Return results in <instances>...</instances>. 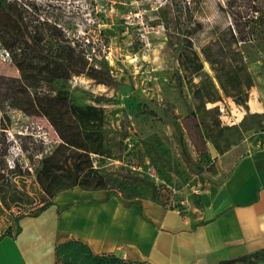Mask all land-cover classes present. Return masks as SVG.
<instances>
[{"label":"rangeland","instance_id":"rangeland-1","mask_svg":"<svg viewBox=\"0 0 264 264\" xmlns=\"http://www.w3.org/2000/svg\"><path fill=\"white\" fill-rule=\"evenodd\" d=\"M257 2L0 0V239L16 234L24 215L74 180L65 172L73 164L70 152L58 148L52 124L37 110L22 109L34 95L100 110L89 120L95 143H102L103 153L90 155L96 179L72 189L202 214L203 197L219 187L233 162L264 148V0ZM232 36L244 41L232 43ZM218 38L232 40L228 56L242 58L230 62L244 67L232 84H251L238 97L222 92L203 58L202 49ZM189 45L202 64L194 74L178 61L179 54L192 58ZM71 49L86 64L84 72L56 77L54 56ZM78 117L73 129L85 134L88 117ZM42 168L51 169V193L39 182ZM56 254V264H147L96 254L78 242ZM229 264H264V251Z\"/></svg>","mask_w":264,"mask_h":264},{"label":"crops","instance_id":"crops-1","mask_svg":"<svg viewBox=\"0 0 264 264\" xmlns=\"http://www.w3.org/2000/svg\"><path fill=\"white\" fill-rule=\"evenodd\" d=\"M209 193L190 217L118 193L61 191L0 239V264H56V251L73 242L147 264H220L264 251V148L237 158Z\"/></svg>","mask_w":264,"mask_h":264},{"label":"trees","instance_id":"trees-1","mask_svg":"<svg viewBox=\"0 0 264 264\" xmlns=\"http://www.w3.org/2000/svg\"><path fill=\"white\" fill-rule=\"evenodd\" d=\"M254 3H258V0H253ZM2 3H5V0H1ZM258 10H254V12H257ZM260 17L257 16L253 19L257 21ZM255 33V32H253ZM232 40L234 41H244L241 38H234L232 36ZM231 40V41H232ZM231 41L222 43L220 39L218 38L215 41L210 42L208 45H206L202 49L203 58L205 61L210 65L211 70L214 72L215 77L219 83V86L222 90V92L230 97H238L239 95H242L246 90H243V88L248 89L251 84L250 82H247L246 84H235L232 83L237 79L238 72L242 70L244 67H239L238 65L232 66L230 62H236V61H242V58L235 57V56H228L229 52L231 51L230 43ZM63 51V50H62ZM189 51L192 56V58L185 59L181 54H179V64L183 70L190 69V73L194 74L197 73V71L202 69V64L198 62V56L196 52L193 50L192 46L189 45ZM64 57H55L54 56V67L52 71H54V74L56 77L60 78H68L69 74L68 72L81 74L84 72L86 68L85 63L77 62V57L73 56V50L71 49V52L63 51ZM197 61L196 63H192V61ZM20 70L23 71L20 67ZM86 74L90 78H97V75L91 71H87ZM27 73L23 74L25 79H32L31 76H26ZM214 87V86H213ZM46 95V94H45ZM42 95L37 96L34 95L31 100L28 102L26 108L22 109H29V110H37L39 114L45 116L49 122L54 127L57 135L59 136L61 143L58 146V148H64L66 150H69L70 152V158L73 160V164L68 168H65L66 174L70 175V177H73V184L72 186L65 188V190L72 189V187H76L77 185H85L88 186L91 184V181H94L96 178L94 175H91L92 173H96V170L92 166L91 154H100L102 149V143H95L97 140H95V137L98 138L96 135L94 138L91 134L95 133L94 130H91V125H89V120L92 117H96L99 114V111L97 108L93 106H87L85 108H81L80 106H77L75 104H62L60 103V100H63V98H60L59 95H56L55 97L48 96V95ZM198 97L201 100L204 101H215L217 100L215 96H205V94H198ZM67 113L69 116H67ZM88 117L85 120V125L87 128H85V134H82L78 130H74L73 127L77 126L76 119H78L79 115ZM66 116L68 117L66 119ZM74 118V120L72 119ZM77 131V132H76ZM53 154L44 160L43 167L47 165V162L53 158ZM56 165H58V161L55 162ZM66 163V162H65ZM49 168V167H48ZM48 168H42L39 172V182L42 186V188L48 192L51 193L53 191V180H52V173L51 169ZM50 180V181H49ZM98 181V180H97ZM64 191V190H63ZM59 193V192H58ZM56 195V194H55ZM54 195V196H55ZM52 204V201L45 203L37 212L39 213L43 210H45L47 207H49ZM19 226L17 227V232L19 231ZM16 232V233H17ZM261 252V251H258ZM257 253V252H255ZM253 254V253H252ZM244 256L238 257L236 259L222 262L220 264H229L231 262L239 261Z\"/></svg>","mask_w":264,"mask_h":264},{"label":"water","instance_id":"water-1","mask_svg":"<svg viewBox=\"0 0 264 264\" xmlns=\"http://www.w3.org/2000/svg\"><path fill=\"white\" fill-rule=\"evenodd\" d=\"M208 149H209V154L211 156L216 155V151L214 150V148L212 147V145L208 144Z\"/></svg>","mask_w":264,"mask_h":264}]
</instances>
